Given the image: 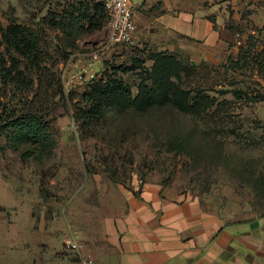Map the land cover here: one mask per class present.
Instances as JSON below:
<instances>
[{
	"label": "rangeland",
	"instance_id": "374dc122",
	"mask_svg": "<svg viewBox=\"0 0 264 264\" xmlns=\"http://www.w3.org/2000/svg\"><path fill=\"white\" fill-rule=\"evenodd\" d=\"M74 1L0 0V30L16 18L36 31L45 54L41 70L32 73V91L0 82V116L35 95L44 101L48 87L46 120L55 143L0 133V264H115L112 223L124 213L127 194H138L150 180L170 197L198 200L227 220L264 216V80L254 53L242 70L229 63L251 44L264 51V0H252L231 19L233 41L215 56L179 41L161 47L137 30L130 44L111 45L103 19L94 33L81 32L88 22L66 30L47 24L71 7L77 16ZM103 40L105 49L92 62ZM158 53L191 68L184 89L205 90L220 105L202 116L172 105L144 113L105 105L101 117H87L107 90L128 86L136 97L140 75ZM1 54L6 57L3 45ZM69 241L76 251L66 250Z\"/></svg>",
	"mask_w": 264,
	"mask_h": 264
},
{
	"label": "crops",
	"instance_id": "0c3cea01",
	"mask_svg": "<svg viewBox=\"0 0 264 264\" xmlns=\"http://www.w3.org/2000/svg\"><path fill=\"white\" fill-rule=\"evenodd\" d=\"M132 2L136 36H155L165 48L179 41L215 56L228 51L229 22L252 0ZM126 198L110 232L115 264H264V216L227 220L198 200L170 197L151 180Z\"/></svg>",
	"mask_w": 264,
	"mask_h": 264
},
{
	"label": "trees",
	"instance_id": "16d2710c",
	"mask_svg": "<svg viewBox=\"0 0 264 264\" xmlns=\"http://www.w3.org/2000/svg\"><path fill=\"white\" fill-rule=\"evenodd\" d=\"M72 8V7H71ZM71 8L60 15V21H51L47 24L53 27L62 26L64 30L74 28L81 22H88V27H82L81 32L94 33L103 27L101 19L109 25V14L102 2L92 0H75L74 9L78 12L70 13ZM97 18V19H96ZM0 45L5 47L6 57L0 55V82L5 87H14L20 92H30L35 85L31 77L34 70H41L45 60L41 48V39L36 31L12 19L9 25L0 30ZM257 45L251 44L248 51L239 54L238 60L229 59L230 69L242 70L250 66L249 55L254 53L255 63L259 76L264 80V51L257 53ZM151 69L141 75L138 86V95L133 96L132 90L124 86L121 90H107L101 94V99L88 111V118H98L103 115V107H121L124 110L147 112V107L163 108L174 106L179 112L187 115L202 116L219 106L218 99L206 93L205 90L184 89V78L190 76L188 66H185L174 55L154 54ZM229 92H223L228 94ZM237 98L248 94L242 90H235ZM34 99L20 110L4 113L0 116V133L24 137L34 144L44 143L47 147L55 145L51 134V123L46 120L49 108L45 106L49 97V88H45L44 101ZM146 107V109H145ZM144 185V184H143ZM136 195V194H135Z\"/></svg>",
	"mask_w": 264,
	"mask_h": 264
},
{
	"label": "built area",
	"instance_id": "2783aa9c",
	"mask_svg": "<svg viewBox=\"0 0 264 264\" xmlns=\"http://www.w3.org/2000/svg\"><path fill=\"white\" fill-rule=\"evenodd\" d=\"M109 14V25L107 28V42L111 45H127L133 40L135 21L132 0H100ZM96 50L92 52V62L99 60V54L105 49V42L96 43ZM91 66H87V70ZM67 251H76L78 244L69 241L65 245Z\"/></svg>",
	"mask_w": 264,
	"mask_h": 264
}]
</instances>
